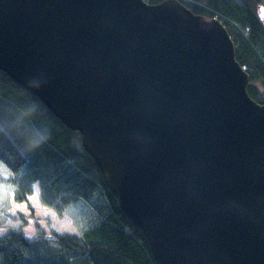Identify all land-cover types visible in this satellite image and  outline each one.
<instances>
[{"label":"water","instance_id":"1","mask_svg":"<svg viewBox=\"0 0 264 264\" xmlns=\"http://www.w3.org/2000/svg\"><path fill=\"white\" fill-rule=\"evenodd\" d=\"M0 71L82 135L156 264H264V105L217 18L0 0Z\"/></svg>","mask_w":264,"mask_h":264},{"label":"trees","instance_id":"2","mask_svg":"<svg viewBox=\"0 0 264 264\" xmlns=\"http://www.w3.org/2000/svg\"><path fill=\"white\" fill-rule=\"evenodd\" d=\"M157 5L165 0H144ZM195 15L217 18L235 43L251 81L249 96L264 105V0H179ZM0 164L13 177V202L25 205L17 226H0V264H156L149 243L120 210L97 163L70 130L30 92L0 71ZM40 204L62 217L79 205L75 233H59L31 209ZM90 208L91 213L89 209Z\"/></svg>","mask_w":264,"mask_h":264},{"label":"rangeland","instance_id":"3","mask_svg":"<svg viewBox=\"0 0 264 264\" xmlns=\"http://www.w3.org/2000/svg\"><path fill=\"white\" fill-rule=\"evenodd\" d=\"M12 200L13 177L8 169L0 164V226H17L19 223L15 221V218L17 215L22 214L30 221L28 223L30 228H33L34 219L30 217V210L25 205L18 204ZM29 203L36 216L41 220H47L49 222V226L59 233H75L74 231L78 228V220L76 217L82 219L85 217L84 213H86V211L82 210L85 206L81 204L76 209L71 210L62 217H58L57 215H54L51 210L44 208L40 204L38 190H35L34 194L30 196ZM87 209H89L91 213L90 208L87 207ZM80 211L84 213H81Z\"/></svg>","mask_w":264,"mask_h":264}]
</instances>
